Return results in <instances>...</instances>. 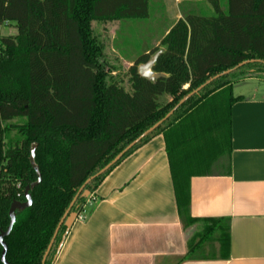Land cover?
Masks as SVG:
<instances>
[{
	"label": "trees",
	"instance_id": "16d2710c",
	"mask_svg": "<svg viewBox=\"0 0 264 264\" xmlns=\"http://www.w3.org/2000/svg\"><path fill=\"white\" fill-rule=\"evenodd\" d=\"M227 5L225 15L215 6L212 17L179 20L159 43L163 51L152 66L158 77L150 81L138 73V67L157 52L152 50L128 69V92L114 79L115 69L107 63L91 23L147 19L148 0H0V25L13 24L17 31L14 36H0L2 231L9 224L12 202H24L25 187L37 181L29 161L33 146L40 178L29 192L32 205L16 212L4 239L8 264H41L57 225L84 182L181 99L232 70L191 97L84 187L45 264L54 263L72 224L86 219L87 203L105 177L158 135L164 138L181 224L186 228L203 224L198 242L196 238L189 242V254L216 234L218 256L227 259V221L194 220L188 211L189 180L225 173L229 167L225 160L230 153V111L242 99L233 96V84L264 77V0H228ZM244 62L250 63L234 69ZM165 95L171 101L162 104Z\"/></svg>",
	"mask_w": 264,
	"mask_h": 264
},
{
	"label": "crops",
	"instance_id": "0c3cea01",
	"mask_svg": "<svg viewBox=\"0 0 264 264\" xmlns=\"http://www.w3.org/2000/svg\"><path fill=\"white\" fill-rule=\"evenodd\" d=\"M165 1L162 18L169 25L158 44L186 16L212 17L215 6L225 15L228 6V0ZM148 5L150 18V0ZM232 94L242 99L230 111L228 173L192 177L188 209L194 220L227 221V259L218 256L216 234L189 254V242L203 224H181L164 138L158 135L105 177L87 203L86 219L72 224L53 264H264V79L235 83Z\"/></svg>",
	"mask_w": 264,
	"mask_h": 264
},
{
	"label": "rangeland",
	"instance_id": "374dc122",
	"mask_svg": "<svg viewBox=\"0 0 264 264\" xmlns=\"http://www.w3.org/2000/svg\"><path fill=\"white\" fill-rule=\"evenodd\" d=\"M163 2L167 1L150 0V18L144 20L91 23L94 35L104 46L107 63L115 69L114 79L128 92H130L128 69L142 56L138 55L136 58L135 54L147 50L149 47L147 54L152 50H157V52L160 50L158 38L165 30V26L169 25L165 23L167 20L162 18L165 11L162 8ZM16 33L13 24L0 25V36H14ZM259 78L264 79V77ZM186 88L184 87V89ZM170 101L171 97L167 95L160 100L162 104Z\"/></svg>",
	"mask_w": 264,
	"mask_h": 264
},
{
	"label": "water",
	"instance_id": "95a60500",
	"mask_svg": "<svg viewBox=\"0 0 264 264\" xmlns=\"http://www.w3.org/2000/svg\"><path fill=\"white\" fill-rule=\"evenodd\" d=\"M159 53H157L153 58L149 59L147 63L141 65L138 67V73L141 77L146 78L150 81L155 80L158 75L152 72V66L154 64V61L157 57ZM253 62V61H251ZM250 63V62H244L242 64H239L237 67H235L234 69H237L239 67H242L243 65ZM232 70H228L224 73L218 74L215 77L209 79L205 84L201 85L199 88H197L196 90L192 91L191 93H189L187 96H185L183 99H181L179 101V103L163 118L161 119L159 122H157L156 124H154L152 127H150L149 129H147L145 132H143L137 139H135L131 144H129L120 154H118L109 164H107L103 169H101L99 172H97L95 175L89 177L84 184L81 186V188L78 190L76 196L74 197V199L72 200V202L70 203L69 207L67 208V210L65 211L64 215L62 216L59 224L57 225L54 234L52 236V239L49 243V245L47 246V249L43 255L41 264H45V261L49 255V252L52 248L53 242L56 238V235L59 231L60 226L64 223V221L68 218V215L70 214V211L76 201V199L78 198V196L82 193L84 187L89 184L91 181H93L95 178L99 177L100 175L104 174L106 171H108L112 166H114L116 163H118L123 156L129 152L131 149H133L142 139H144L145 137H147L149 134H151L153 131H155L158 127H160L164 122L167 121V119L180 107L182 106L186 101H188L191 97H193L194 95L198 94L203 88H205L207 85H209L210 83H212L214 80L227 75L231 72ZM36 146H33L31 148V157L29 159L30 164L32 166V168L34 169L35 173L37 174V181L33 184H31L30 186L25 187L24 191H23V195H24V202H18V201H14L12 202V204L10 205L9 211H8V217H9V224L6 228L5 231H2L0 229V248H1V253H0V262L2 264H8L5 256H6V252H7V246L4 242V239L10 234L12 227L16 221V212L17 211H22L24 209L29 208L32 205V199L31 196L29 194V192L40 182V178L38 175V169L37 167L34 165L33 159H34V150H35ZM88 194H86L87 196ZM73 222V217L68 219L66 225H70Z\"/></svg>",
	"mask_w": 264,
	"mask_h": 264
},
{
	"label": "built area",
	"instance_id": "2783aa9c",
	"mask_svg": "<svg viewBox=\"0 0 264 264\" xmlns=\"http://www.w3.org/2000/svg\"><path fill=\"white\" fill-rule=\"evenodd\" d=\"M77 220H82L81 218H78Z\"/></svg>",
	"mask_w": 264,
	"mask_h": 264
}]
</instances>
